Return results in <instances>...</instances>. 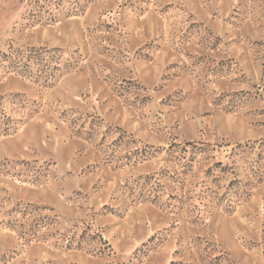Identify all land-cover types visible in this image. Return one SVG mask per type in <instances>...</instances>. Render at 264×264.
Wrapping results in <instances>:
<instances>
[{
    "label": "rangeland",
    "instance_id": "rangeland-1",
    "mask_svg": "<svg viewBox=\"0 0 264 264\" xmlns=\"http://www.w3.org/2000/svg\"><path fill=\"white\" fill-rule=\"evenodd\" d=\"M0 118V264H264V0H0Z\"/></svg>",
    "mask_w": 264,
    "mask_h": 264
},
{
    "label": "trees",
    "instance_id": "trees-1",
    "mask_svg": "<svg viewBox=\"0 0 264 264\" xmlns=\"http://www.w3.org/2000/svg\"><path fill=\"white\" fill-rule=\"evenodd\" d=\"M55 52V51H54ZM51 52L45 49H27V50H14L11 49L8 53L3 54L2 59L7 65V68L17 72L21 77H36L39 79L48 66L47 60ZM37 66V70L35 67ZM49 76L52 74H47V80L52 79ZM3 120V121H1ZM1 125H6L7 121L0 118Z\"/></svg>",
    "mask_w": 264,
    "mask_h": 264
}]
</instances>
